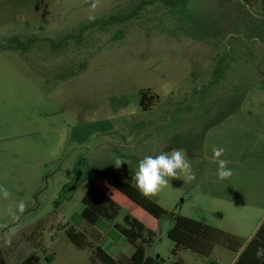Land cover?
Returning <instances> with one entry per match:
<instances>
[{
  "label": "rangeland",
  "instance_id": "374dc122",
  "mask_svg": "<svg viewBox=\"0 0 264 264\" xmlns=\"http://www.w3.org/2000/svg\"><path fill=\"white\" fill-rule=\"evenodd\" d=\"M142 92L158 97L146 110ZM213 146L230 161L227 180ZM172 148L186 152L195 179H172L150 199L167 214L149 255L170 257V214L222 230L238 218L247 236L264 214V0H0L7 264L32 253L41 264H88L91 252L65 231L113 229L124 216L97 226L81 218L93 180L113 173L134 186L138 161ZM117 155L129 164L116 169Z\"/></svg>",
  "mask_w": 264,
  "mask_h": 264
},
{
  "label": "trees",
  "instance_id": "16d2710c",
  "mask_svg": "<svg viewBox=\"0 0 264 264\" xmlns=\"http://www.w3.org/2000/svg\"><path fill=\"white\" fill-rule=\"evenodd\" d=\"M241 1L249 3L252 0ZM154 100H158V97L154 96L145 104L142 103V109H148ZM82 204L80 216L90 225H95L100 219L112 222L120 212H124L123 224L115 223L113 228L135 248L134 254L126 264L153 263L152 259L146 257V249L153 243L161 217L167 214L160 205L145 198L134 186L113 173L97 176L92 182L91 190L83 196ZM170 217L173 219V226L167 237L174 244L173 253L183 249L201 256H208L214 245L237 252L244 242L202 221L173 214H170ZM65 234L78 250L91 252L89 264H123L112 258L100 246L92 244L82 232L76 231L75 228L70 227ZM258 248H264V221L245 250L251 251ZM0 264H7L1 248ZM19 264H41L40 257L32 253Z\"/></svg>",
  "mask_w": 264,
  "mask_h": 264
},
{
  "label": "clouds",
  "instance_id": "9594fccd",
  "mask_svg": "<svg viewBox=\"0 0 264 264\" xmlns=\"http://www.w3.org/2000/svg\"><path fill=\"white\" fill-rule=\"evenodd\" d=\"M94 19V17H89ZM212 162L217 164V178L220 181L229 179L233 175L232 169L228 167L230 161L222 159L225 153L223 147H212ZM116 169L121 168L129 162L123 156H115L112 160ZM172 179H182L185 183L195 179L190 160L183 149L172 148L171 151H160L157 155H146L138 161L131 183L145 198L156 197L164 188L169 186ZM0 194L5 198L9 192L0 186ZM26 202L21 200L14 209H9V214L13 220L19 219L26 210ZM3 246H11L10 240H5ZM257 259H264V248L256 250Z\"/></svg>",
  "mask_w": 264,
  "mask_h": 264
},
{
  "label": "crops",
  "instance_id": "0c3cea01",
  "mask_svg": "<svg viewBox=\"0 0 264 264\" xmlns=\"http://www.w3.org/2000/svg\"><path fill=\"white\" fill-rule=\"evenodd\" d=\"M154 96L150 97L152 98ZM217 217L218 220L222 219V216L220 215H218ZM262 221H264V214H262L259 220H257V222L254 224L247 236L240 234L241 227L239 226V224L241 221L238 218H233V228L229 230H222L219 227H214L220 231L229 233L244 241L237 252H232L220 245H214L208 256H201L200 254L183 249L173 253L174 244L171 242L172 249L170 251V257L167 259L166 262L160 257L154 260L152 256L149 255L148 249L151 248L152 244L146 249V257H148V259L150 260H153L152 264H264V259H257L256 249H253L251 251L245 250ZM101 222L102 219L98 220L95 225L92 226H97V224ZM102 224L103 223H101L100 226H97V228L94 227V229L82 233L87 237L88 241H90L95 246H100L101 249H103L115 260L123 264L128 263L130 261L131 256L135 252V248L128 244L124 238L121 239L120 236L116 235L113 230L114 228L111 229V227L109 226V229L106 230L104 227H102L105 224ZM125 243L133 247V251L131 253L129 252L127 247H125Z\"/></svg>",
  "mask_w": 264,
  "mask_h": 264
},
{
  "label": "flooded vegetation",
  "instance_id": "af4514ba",
  "mask_svg": "<svg viewBox=\"0 0 264 264\" xmlns=\"http://www.w3.org/2000/svg\"><path fill=\"white\" fill-rule=\"evenodd\" d=\"M149 94L147 93V92H142L141 93V97H140V106L142 105V103L143 104H145L151 97H149L148 96ZM79 173V177H78V179H77V181L74 183V181H73V185L75 184V188H76V186H77V184H78V182H79V180H80V176H81V172L79 171L78 172ZM76 178V177H75ZM75 180V179H74Z\"/></svg>",
  "mask_w": 264,
  "mask_h": 264
},
{
  "label": "water",
  "instance_id": "95a60500",
  "mask_svg": "<svg viewBox=\"0 0 264 264\" xmlns=\"http://www.w3.org/2000/svg\"><path fill=\"white\" fill-rule=\"evenodd\" d=\"M78 177H79V173L76 175V178H75V180H74V183L77 181ZM74 189H75V184L72 185V186L69 188V190H74Z\"/></svg>",
  "mask_w": 264,
  "mask_h": 264
}]
</instances>
